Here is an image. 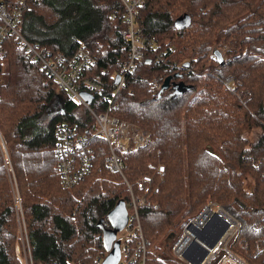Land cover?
Returning <instances> with one entry per match:
<instances>
[{
  "label": "trees",
  "instance_id": "obj_1",
  "mask_svg": "<svg viewBox=\"0 0 264 264\" xmlns=\"http://www.w3.org/2000/svg\"><path fill=\"white\" fill-rule=\"evenodd\" d=\"M22 1L18 26L29 42L71 56L80 41L96 61L92 72L106 70L110 77L127 62L120 0ZM135 19L154 47L134 64L113 114L149 133L143 147L118 151L126 180L133 184L158 164L165 168L156 206L139 210L145 264H188L163 238L181 232L209 202L230 207L243 220L229 246L237 257L263 264L264 250L254 253L264 238V0H146ZM212 47L224 51V65ZM5 48L0 264H22L16 246L21 255L28 250L32 264H99L105 249L97 224L119 200L127 205L126 186L105 168L108 149L99 136L91 139L85 178L69 189L61 186L54 130L66 122L86 131L91 118L56 92L39 65L15 49L12 36ZM167 76L170 88L160 92ZM227 76L240 82L238 93L224 87ZM113 82L109 78L106 94ZM137 241L135 236L126 243L135 249ZM139 256L131 264H139Z\"/></svg>",
  "mask_w": 264,
  "mask_h": 264
},
{
  "label": "built area",
  "instance_id": "obj_2",
  "mask_svg": "<svg viewBox=\"0 0 264 264\" xmlns=\"http://www.w3.org/2000/svg\"><path fill=\"white\" fill-rule=\"evenodd\" d=\"M120 1L125 9L124 28L121 34L123 40L128 43V59L117 73L111 75L114 82L109 94H106L105 89L111 78L110 75L106 70L92 72L91 68L95 66L96 61L84 48L82 42H77L78 46L73 55L66 56L53 52L46 46L29 42L22 36L18 26L20 14L26 8L22 0L15 5L0 1V60L6 54L5 40L12 36L15 49L22 52L29 63L39 65L47 79L55 85L56 92L66 93L69 99L75 101L93 117L97 129L95 132H91L89 127L86 131H82L66 122L59 123L54 130L56 137L54 156L57 160L61 186L69 189L85 178L92 164L91 139L96 136L103 138L108 149L104 157V166L110 172L121 176L129 195L126 205L128 220L121 231L124 235L119 238L121 254L117 264H131L140 257L139 254H141L139 264H145L146 244L139 221V210L156 206V196L160 184L164 181L165 168L163 164H158L153 168V173L141 175L133 184L126 180L122 174L123 160L118 151L124 153L143 147L149 141V133L135 124L118 119L113 111L116 107V95L126 87L127 76L132 72L134 64L144 57L145 51H151L154 42L148 35L142 33L135 19L138 8L143 7L146 0ZM116 77H118L117 82H115ZM222 83L232 93H238L236 91L240 85L238 80L234 81L232 77L227 76ZM102 93L104 95L100 100L95 98ZM84 94L91 96L89 103ZM98 107L101 108L96 111ZM213 205L220 207L217 204ZM196 220L197 217L191 223ZM102 224L106 228L110 227L107 218L103 219ZM183 235L176 242L174 252L179 257L185 256L188 264H203L199 263V254L194 256L185 253L186 250L181 253L175 251ZM135 236H138V241L137 248L134 249L126 242ZM262 250H264V238L260 247L256 245L254 255ZM231 256L234 259L225 256L221 261L226 260L229 264H246L244 261L237 262L236 255L231 254ZM211 259L204 264H209ZM262 263L264 264V255Z\"/></svg>",
  "mask_w": 264,
  "mask_h": 264
},
{
  "label": "bare ground",
  "instance_id": "obj_3",
  "mask_svg": "<svg viewBox=\"0 0 264 264\" xmlns=\"http://www.w3.org/2000/svg\"><path fill=\"white\" fill-rule=\"evenodd\" d=\"M233 219L221 207L215 206V209L208 207L196 221L185 229L175 251L181 253L186 250L185 253L189 255L204 254L211 258L220 250L219 247L225 244L237 226ZM216 239L218 240L217 244ZM220 264L229 263L223 260Z\"/></svg>",
  "mask_w": 264,
  "mask_h": 264
},
{
  "label": "water",
  "instance_id": "obj_4",
  "mask_svg": "<svg viewBox=\"0 0 264 264\" xmlns=\"http://www.w3.org/2000/svg\"><path fill=\"white\" fill-rule=\"evenodd\" d=\"M183 21L185 22V25H188L190 21L189 17L185 16ZM214 56L220 66L224 65L225 61L222 55L220 54V52L215 50ZM184 67H188V64L184 65ZM171 78L172 76H167L164 79L160 87V92L170 88ZM117 81H118V77L115 78V82ZM84 97L88 103L91 101V96H87L86 94H84ZM200 215L201 214L197 216V219L199 218ZM107 219L109 221L110 227L108 228L104 227L102 224L103 220H100L97 224L98 228L101 230L102 242L106 252V255L102 258L99 264H117L121 254L120 252L121 241L117 237V234L123 230L128 220V212H127L126 204L123 200H119L115 204V206L108 212ZM217 242L218 240L216 239V244ZM211 258H209L208 255L204 256V254L203 255L199 254V263L204 264L207 261H209Z\"/></svg>",
  "mask_w": 264,
  "mask_h": 264
},
{
  "label": "rangeland",
  "instance_id": "obj_5",
  "mask_svg": "<svg viewBox=\"0 0 264 264\" xmlns=\"http://www.w3.org/2000/svg\"><path fill=\"white\" fill-rule=\"evenodd\" d=\"M214 50H217L218 52H220V54L222 55L224 61H225V58H226V54L224 53V51H222L220 48H216L215 47H212ZM212 49V50H213ZM81 111H84L85 112V116L87 117H90L91 118V122L88 123L87 127L90 128V131L91 132H95L97 129L95 127V124L93 122V117L83 108L81 107ZM89 121V120H88ZM255 133V131H251V133H248L246 135H248L249 137L253 136ZM250 178V177H249ZM249 178L246 179V185L249 184L250 180H248ZM213 204L215 203H212V202H209L207 205H204L201 207V209L197 212V214L192 217V219L188 222V224L185 225V227H183V229L181 230V232H178L177 230H173L172 233L170 234H166V237L163 238V240H165V243H168L170 244V249H171V252L174 253L173 255H176L177 258H181L183 259L184 261L186 260V257L182 258V257H179L175 252H174V246L176 244V242L181 238V236L185 233V229L191 224V222L196 219V217L203 213L208 207H211L212 209H215V205L213 206ZM219 205V204H217ZM220 206V205H219ZM221 208H223L228 214H230V217L233 219L234 222H236V230H234L231 235L229 236L228 240L225 242V244H222V247L220 248L219 247V251L216 252V254L214 255V257L211 259L210 263L209 264H219L221 263L220 261L225 257V256H228V257H231L232 259H234L232 255H236V256H239L237 255L236 253H234L235 251L233 249H231L229 246L231 245V242H232V239L233 237L235 236V233L242 227L243 225V220L241 219V217L239 215H237V213L232 210L230 207L228 206H220ZM140 221V220H139ZM124 235V232H119L117 234V237L118 238H121L122 236ZM156 248V245H152L151 246V249H155ZM25 253L23 255H21L19 252V248L18 246H16L15 248V253H16V256L18 258V260L22 263V264H32L31 261H30V258H29V254H28V250L25 248ZM105 255H106V252H105ZM104 255V256H105ZM167 257V255L163 254L162 258ZM237 258V257H236ZM239 258V259H238ZM237 258V262H241L243 261L242 258L238 257ZM186 262V261H185Z\"/></svg>",
  "mask_w": 264,
  "mask_h": 264
}]
</instances>
